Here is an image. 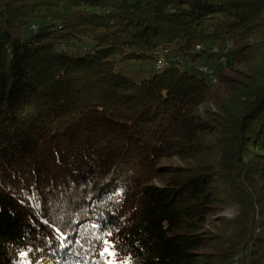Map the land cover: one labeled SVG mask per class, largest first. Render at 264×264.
I'll list each match as a JSON object with an SVG mask.
<instances>
[{
	"label": "trees",
	"instance_id": "obj_1",
	"mask_svg": "<svg viewBox=\"0 0 264 264\" xmlns=\"http://www.w3.org/2000/svg\"><path fill=\"white\" fill-rule=\"evenodd\" d=\"M263 12L264 0H0V264H264L263 196L248 180L233 258L206 232L211 175L237 188L233 173H264V52L220 120L238 152L161 167L209 139L197 109L227 71L213 87L183 59L213 62L211 48L231 43L241 63ZM161 55L174 60L158 69ZM133 62L160 72L136 82L117 69Z\"/></svg>",
	"mask_w": 264,
	"mask_h": 264
},
{
	"label": "rangeland",
	"instance_id": "obj_2",
	"mask_svg": "<svg viewBox=\"0 0 264 264\" xmlns=\"http://www.w3.org/2000/svg\"><path fill=\"white\" fill-rule=\"evenodd\" d=\"M49 24L50 22L48 21L41 22L38 24V27L43 28ZM33 33L34 31L28 28L24 33V37L28 38ZM85 46L89 50L93 49L92 44H87ZM243 47L244 51L240 54L241 63H237L235 61L232 54L233 44L231 43L212 47L215 48L214 52L213 50L210 51V55L214 56L213 62L206 63L205 61H199L196 66L193 67L191 64V58H189L188 63H186V59H183L185 63L184 69L192 71L201 78L205 77L204 73L199 70L201 66L207 67L211 70L217 80L214 85L212 84L213 87H217L219 85V79L217 77L218 69L227 71L225 73V77L223 78V86L220 88V91L215 92V95L209 97L197 109V114L201 117L203 123L206 124V128L208 129L207 133L211 134V136L205 143H202L201 147L198 145L197 150L199 153L196 154L195 157H192V159L185 160L177 156L164 159L161 162V167L168 168L167 171L169 173L186 172L187 169L193 168L195 165H202L201 163L215 165L213 163V158L218 160V156L221 152L224 156L227 155L228 157V155H231L232 152L237 151L236 148H234V150H229L228 148L231 145L229 146L230 142L227 141L228 139L225 137H220L219 139V137H217V133L220 131L222 126V122L220 120L223 118L222 114H225L223 110L234 111L237 108L240 96L246 93L247 86L252 82L251 77L262 68V53L264 52V12L255 23V28L251 38L243 44ZM216 50L218 52H216ZM221 54H224V59H222L223 57H220ZM117 69L120 73L135 80L136 82H141L143 79L149 78L151 75L160 72L156 69L154 62L118 63ZM207 81L209 82V80ZM236 147L239 150L240 147ZM241 150H244V147H242ZM259 152L260 151L255 149L254 145L249 149L244 150L243 156L246 157L247 162L250 163L252 161L248 158H251L254 161L257 160L255 155ZM235 173L232 174V177L234 181L237 182V188L231 187L229 177L226 178L228 183H226L225 179H219L223 176L221 171L218 173L220 177H214L211 175L210 178L213 183L214 190L219 193H216L215 198L217 202L215 203L212 213L208 216L206 225V232H209L210 236L214 238V243L212 244L216 246L219 241L220 244L218 246H221L228 253L227 256L229 257L232 256V251H230V249L232 250V247H230L231 245L229 244L228 239H234L238 236V224L242 222L245 211V204L243 202L245 196L244 188L247 187L248 184L246 180L258 187L256 196H263L261 202L263 209L262 215L264 212V173L262 172L263 174L261 175H255L256 177H247L251 174L245 173V171ZM234 174L235 176H233ZM169 176L171 177L173 175L168 174L166 177L168 178ZM154 184L160 186L161 182L155 180ZM225 186L228 189V193H230V196L232 197L221 194V192L225 190ZM209 250H211V248ZM209 250L202 252L205 254V257L207 256V258L210 256L209 254L213 253ZM235 261L236 260L234 259V262ZM235 264L237 263L235 262Z\"/></svg>",
	"mask_w": 264,
	"mask_h": 264
},
{
	"label": "built area",
	"instance_id": "obj_3",
	"mask_svg": "<svg viewBox=\"0 0 264 264\" xmlns=\"http://www.w3.org/2000/svg\"><path fill=\"white\" fill-rule=\"evenodd\" d=\"M202 49V47L201 46H198L197 47V50H201ZM213 50V52L215 51V48H211V50L210 51H212ZM216 52H218L217 50H216ZM222 59H224V54H221V56H220ZM170 60H174V59H167L166 57H165V55H161L159 58H158V60H157V64H160V63H162V62H164V61H170ZM199 70L202 72V73H204V72H211L212 73V71L211 70H209L207 67H204V66H201L200 68H199ZM213 77H215L214 76V74H213Z\"/></svg>",
	"mask_w": 264,
	"mask_h": 264
},
{
	"label": "bare ground",
	"instance_id": "obj_4",
	"mask_svg": "<svg viewBox=\"0 0 264 264\" xmlns=\"http://www.w3.org/2000/svg\"><path fill=\"white\" fill-rule=\"evenodd\" d=\"M166 65H167V61H164V62H162L160 64H157V68L158 69H161V68H163ZM204 75H206L209 78V81H210L211 84L214 85L217 82L216 77H213V73H211V72H204Z\"/></svg>",
	"mask_w": 264,
	"mask_h": 264
},
{
	"label": "snow or ice",
	"instance_id": "obj_5",
	"mask_svg": "<svg viewBox=\"0 0 264 264\" xmlns=\"http://www.w3.org/2000/svg\"><path fill=\"white\" fill-rule=\"evenodd\" d=\"M108 235H111V233H108ZM104 243H105V248L104 251L101 253V255H104L105 253H107L108 255H114V252H112L111 245L109 244V242L104 241ZM109 264H112V262H109Z\"/></svg>",
	"mask_w": 264,
	"mask_h": 264
}]
</instances>
